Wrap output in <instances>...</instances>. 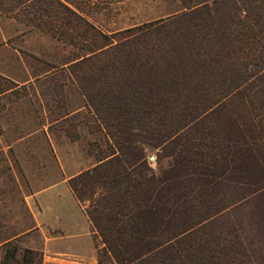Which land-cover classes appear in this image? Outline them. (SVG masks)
I'll return each instance as SVG.
<instances>
[{"label": "trees", "instance_id": "1", "mask_svg": "<svg viewBox=\"0 0 264 264\" xmlns=\"http://www.w3.org/2000/svg\"><path fill=\"white\" fill-rule=\"evenodd\" d=\"M176 1L165 17L104 32L62 0H0V15L79 52L66 66L109 151L67 184L98 264H252L253 248L239 260L207 243L264 232L234 225L264 221V0ZM16 87L0 74V97ZM22 232L0 237L1 264L17 260ZM38 252L24 248L20 264Z\"/></svg>", "mask_w": 264, "mask_h": 264}, {"label": "rangeland", "instance_id": "2", "mask_svg": "<svg viewBox=\"0 0 264 264\" xmlns=\"http://www.w3.org/2000/svg\"><path fill=\"white\" fill-rule=\"evenodd\" d=\"M62 1L104 32L165 17L178 8L176 0ZM19 12L23 16L24 11ZM2 38L0 44L8 46L0 50V74L17 87L0 97V237L24 230L12 240L19 247L18 261L6 264H20L24 248L39 251L34 264H43V253L32 248L42 235L36 227L29 229L35 225L29 205L40 207L42 223L63 227L67 234L63 241L76 235L79 244L90 243L88 220L67 179L93 166L109 151V140L68 72L66 62L79 55L77 48L7 15H0ZM24 79L29 81L22 83ZM156 151L148 150L153 167ZM70 261L85 263L78 258Z\"/></svg>", "mask_w": 264, "mask_h": 264}, {"label": "crops", "instance_id": "3", "mask_svg": "<svg viewBox=\"0 0 264 264\" xmlns=\"http://www.w3.org/2000/svg\"><path fill=\"white\" fill-rule=\"evenodd\" d=\"M3 38L0 42H3ZM8 45L6 43L0 44V50L6 48ZM1 58V57H0ZM0 59V61H2ZM29 79H24L21 82L26 83ZM69 187V186H68ZM70 189V188H69ZM73 194V193H72ZM84 215L88 220V225L90 226V236L91 242H86L85 244H79L76 242L77 238L75 236L68 237L69 239H73L71 241L65 242V230L60 225L49 224V222H41L39 220L38 214H42V211L38 205L35 208L32 205H29V208L32 212L35 227L37 230L41 232V241L38 242V245L32 246V248L38 249L43 253V264H70V258H78L83 260L85 263L82 264H96L95 258V242L98 239L94 235V231L92 228V224L84 212L83 206L80 205ZM36 209V210H35ZM258 225L263 226L264 221H252V223H248L247 220L242 221L240 223H234V225L247 226V225ZM74 235V233L72 234ZM224 237V236H223ZM226 241H220L218 244L215 243H207L211 246L209 251L213 249H220L222 252L236 253V256L240 259H243L242 251L245 250L250 252L252 248L254 249V256L251 258L252 264L264 263V232L260 234V232H252V233H242L240 230L236 235H228L225 236ZM254 241L253 244H248V242ZM64 242V243H61ZM70 243V244H69ZM204 251V250H203ZM210 253V252H209ZM258 257V258H257ZM260 257V258H259ZM228 264V263H221Z\"/></svg>", "mask_w": 264, "mask_h": 264}, {"label": "water", "instance_id": "4", "mask_svg": "<svg viewBox=\"0 0 264 264\" xmlns=\"http://www.w3.org/2000/svg\"><path fill=\"white\" fill-rule=\"evenodd\" d=\"M150 159H153V156H150Z\"/></svg>", "mask_w": 264, "mask_h": 264}]
</instances>
